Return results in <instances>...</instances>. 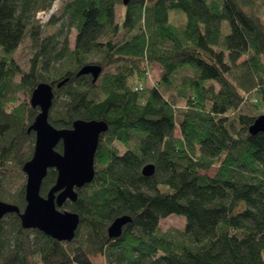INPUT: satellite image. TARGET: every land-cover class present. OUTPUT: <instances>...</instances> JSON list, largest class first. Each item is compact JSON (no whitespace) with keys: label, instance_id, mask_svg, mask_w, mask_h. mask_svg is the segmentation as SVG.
Returning <instances> with one entry per match:
<instances>
[{"label":"trees","instance_id":"trees-1","mask_svg":"<svg viewBox=\"0 0 264 264\" xmlns=\"http://www.w3.org/2000/svg\"><path fill=\"white\" fill-rule=\"evenodd\" d=\"M53 2L0 0V201L25 206L24 184L12 194L4 181L32 156L38 108L28 100L39 82L53 88V127L100 120L107 130L92 181L61 207L79 216L74 238L57 241L7 214L0 264H92L88 255L104 264H264V132L248 130L264 114V0H57L38 21ZM26 36L24 71L14 53ZM94 64V82L76 75ZM153 66L159 79L148 84ZM55 178L49 169L41 195ZM124 215L130 221L110 238ZM170 215L185 221L174 234L159 227Z\"/></svg>","mask_w":264,"mask_h":264},{"label":"water","instance_id":"water-1","mask_svg":"<svg viewBox=\"0 0 264 264\" xmlns=\"http://www.w3.org/2000/svg\"><path fill=\"white\" fill-rule=\"evenodd\" d=\"M129 0H122L126 5ZM101 72L98 65H85L77 76L89 74L94 82ZM67 78L56 84L60 87ZM53 88L46 82H39L32 90L29 103L38 108V113L28 127L34 132L32 156L21 167L26 180L24 185L25 206L20 209L14 204L0 201V219L6 214L18 215L24 229L38 230L57 241H70L79 225L77 213L61 209L66 201L74 202L76 190L90 183L94 177V155L99 136L107 130V124L98 120H75L70 128L57 129L48 121L53 99ZM251 134L264 132V114L258 116L248 128ZM61 145V151L55 148ZM49 169L56 171L54 184L45 195L40 194L43 180ZM154 172L152 164L142 167L144 176ZM130 221L120 216L107 229L110 238L118 237L122 227Z\"/></svg>","mask_w":264,"mask_h":264},{"label":"rangeland","instance_id":"rangeland-1","mask_svg":"<svg viewBox=\"0 0 264 264\" xmlns=\"http://www.w3.org/2000/svg\"><path fill=\"white\" fill-rule=\"evenodd\" d=\"M53 9L54 8L50 7V9L47 11H40L37 14L36 18L38 19V21H43L45 18H47V16L49 14L52 13ZM257 9H258V14L264 20V6L258 5V7H256V10ZM117 10H118L117 11V17H118V19H119V17L121 19V13H120L121 10L120 9H117ZM225 33L226 32H224V34ZM45 34H47V29L44 27L41 36L43 37V36H45ZM73 41H74V32L71 34V36L69 38L70 48H72V46H73ZM14 56L16 58L17 63L19 64V66L24 71H26L29 67V61L31 59V47H30V43H29L27 36L23 38V40L21 41V43L17 47V49L14 53ZM43 68L44 67L42 66L41 71L43 73H46L45 69H43ZM159 74H160L159 69L156 66H153V68H151V71L149 72L148 84L155 83V81L159 79ZM16 81H17V79L15 78L14 82H16ZM12 95H13V97L16 98L17 104L22 103L24 101L25 96L22 93V91H16ZM33 147H34V145H33ZM55 149L57 150V147ZM120 150L123 151L121 149V147H120ZM213 172H214V169H211L209 171V174L211 175V174H213ZM5 175H6V179L4 181V185H5V188L7 189L8 192L14 194L21 187V185H23V184L25 185L26 177H25V175L21 169H10V173H7ZM184 223H185V221L181 216L170 215V216H168L164 219H161L159 221V227H160L162 232L169 231L172 234H174L177 230H182L184 228ZM88 259L90 260V262L92 264H104V259L101 255H96V256L88 255Z\"/></svg>","mask_w":264,"mask_h":264},{"label":"built area","instance_id":"built-area-1","mask_svg":"<svg viewBox=\"0 0 264 264\" xmlns=\"http://www.w3.org/2000/svg\"><path fill=\"white\" fill-rule=\"evenodd\" d=\"M47 18H48V16H47ZM47 18H45V19H44L43 21H41V22H42V23L45 22V21L47 20Z\"/></svg>","mask_w":264,"mask_h":264}]
</instances>
